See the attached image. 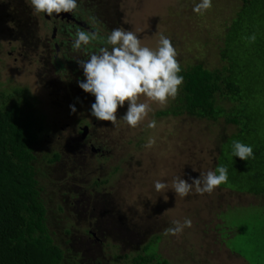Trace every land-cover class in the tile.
<instances>
[{"label":"rangeland","instance_id":"obj_1","mask_svg":"<svg viewBox=\"0 0 264 264\" xmlns=\"http://www.w3.org/2000/svg\"><path fill=\"white\" fill-rule=\"evenodd\" d=\"M199 2H84L85 8L94 10L77 8L49 17L34 14L30 0H0V101H17L25 92L35 104L41 119L35 154L46 174L39 172V179L49 225L59 242L72 238L71 245L91 260L112 261L118 254L120 263L129 264L130 257L123 255L131 256L156 235V251L171 264H264L263 196L219 186L211 194L193 190L181 198L172 187L176 177L191 182L200 173L215 171L221 135L230 134L235 126L223 119L157 115L173 100L162 107L143 96L141 102L150 103L154 111L142 124L137 128L126 124L121 118L125 104L118 110V126H113L90 115L95 97L77 83L84 76L76 60L99 52L98 41L114 28L136 32L142 45L152 49L158 47L161 34L169 37L182 66L201 62L210 69L221 67L225 32L243 0H213L203 15L193 11ZM113 15L118 19L114 21ZM105 18L106 27L98 21ZM77 30L97 31L100 38L76 50L72 45ZM70 105H75L76 113H71ZM152 119L155 128L147 127ZM84 126L86 136L92 135L86 144L94 139L104 147L103 153L84 146ZM149 139L155 140L151 148L145 147ZM55 151L62 157L51 166L43 156ZM95 179L106 182L94 187ZM157 180L167 184L164 191L155 190ZM185 218L191 219L190 228L165 235V229L174 227L172 221L182 224ZM66 227L72 228L68 236ZM88 229L95 236H89Z\"/></svg>","mask_w":264,"mask_h":264},{"label":"trees","instance_id":"obj_2","mask_svg":"<svg viewBox=\"0 0 264 264\" xmlns=\"http://www.w3.org/2000/svg\"><path fill=\"white\" fill-rule=\"evenodd\" d=\"M84 2L102 5L107 0H78L81 12L92 9L85 8ZM115 17L114 21L118 19ZM98 21L107 26L108 19ZM253 34L254 43L246 39ZM107 37H101L95 48L103 47ZM223 42L219 52L224 62L221 67L210 69L201 62L181 65L179 75L184 77V83L179 95L157 115H189L213 122L223 119L224 124L235 126L230 134L221 135L216 164L228 169V182L220 186L264 197V0H243ZM21 94L17 101H0V264H122L117 260L118 254L112 261L89 259L84 251L71 245L72 238L59 242L60 236L50 227V214L39 179V172L46 174L37 165L35 154L41 119L35 104L29 102L25 92ZM86 138L84 143L92 135ZM234 141L250 145L254 157L245 161L234 156ZM89 142L97 152L103 153L104 147L99 142L94 139ZM61 157L62 153L55 151L43 159L52 166ZM102 182L106 181L95 179L94 187ZM61 199L63 202L64 197ZM58 206L62 209L61 203ZM63 231L68 236L72 228ZM87 234L93 237L96 233L88 229ZM158 238L151 237L142 249L133 251L131 256L125 254L124 258L130 257L129 264H171L156 251Z\"/></svg>","mask_w":264,"mask_h":264},{"label":"clouds","instance_id":"obj_3","mask_svg":"<svg viewBox=\"0 0 264 264\" xmlns=\"http://www.w3.org/2000/svg\"><path fill=\"white\" fill-rule=\"evenodd\" d=\"M30 6L34 14L60 16L75 12L78 0H30ZM212 7L213 0H200L193 7V11L203 15ZM75 36L72 46L76 50L100 38L97 31L77 30ZM246 39L254 43L256 36L253 34ZM105 44L111 45V49L103 46L99 52L91 53L89 59L76 60L84 76L83 80L77 81L78 86L85 93L95 97L90 107L92 117L118 126V110L127 104L126 112L121 118L129 127L137 128L149 113L154 111L150 103L141 102L142 96L162 107L177 98L184 77L179 75L182 68L177 59L178 52L169 37L161 34L158 47L152 49L142 45L141 38L136 32L114 28ZM69 107L71 113H76L75 105ZM147 127L155 128V119L150 120ZM154 144L155 140L149 139L145 147L151 148ZM233 155L247 161L249 157H254V152L250 145L234 141ZM227 182L228 169L219 166L215 171L209 170L206 174L200 173L198 178H191V182L176 177L172 187L176 195L184 198L193 190L200 195L211 194L221 184ZM154 186L157 192L167 188V184L160 180L155 181ZM172 224L174 227L165 229V235L181 234L184 228L192 226V221L185 218L182 224L178 220L172 221Z\"/></svg>","mask_w":264,"mask_h":264},{"label":"flooded vegetation","instance_id":"obj_4","mask_svg":"<svg viewBox=\"0 0 264 264\" xmlns=\"http://www.w3.org/2000/svg\"><path fill=\"white\" fill-rule=\"evenodd\" d=\"M85 139H86V136H85V138L82 137V140H85ZM88 143H89V144L84 143V146L87 145L86 147L89 146V147H88L89 149H91V150H95V151H96V149H93V144H92L91 142H88ZM86 147H85V148H86ZM96 152H97V151H96Z\"/></svg>","mask_w":264,"mask_h":264},{"label":"water","instance_id":"obj_5","mask_svg":"<svg viewBox=\"0 0 264 264\" xmlns=\"http://www.w3.org/2000/svg\"><path fill=\"white\" fill-rule=\"evenodd\" d=\"M87 132H88V127L84 126L83 127V133H82L83 138L86 136ZM93 149H96V148L93 146Z\"/></svg>","mask_w":264,"mask_h":264}]
</instances>
